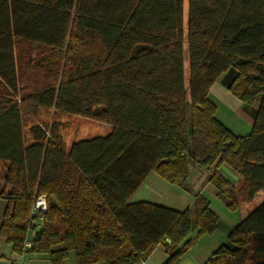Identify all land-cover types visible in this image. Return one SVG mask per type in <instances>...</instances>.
<instances>
[{
	"label": "trees",
	"instance_id": "obj_1",
	"mask_svg": "<svg viewBox=\"0 0 264 264\" xmlns=\"http://www.w3.org/2000/svg\"><path fill=\"white\" fill-rule=\"evenodd\" d=\"M0 80V236L13 252L140 264L163 244V264H177L217 216L200 194L184 211L130 203L150 173L188 190L190 167L225 163L238 186L207 180L230 211L264 189V0H0ZM217 80L251 117L249 134L215 118ZM59 114L112 129L66 149ZM37 194L47 210L23 249ZM205 264H264V200Z\"/></svg>",
	"mask_w": 264,
	"mask_h": 264
},
{
	"label": "crops",
	"instance_id": "obj_2",
	"mask_svg": "<svg viewBox=\"0 0 264 264\" xmlns=\"http://www.w3.org/2000/svg\"><path fill=\"white\" fill-rule=\"evenodd\" d=\"M0 83H1V80H0ZM3 87L5 88L4 85H3ZM1 90L3 91L2 86H0V93L2 92ZM6 90L8 91L7 88H6ZM223 94H224V96L228 97V95H229L228 90L226 91V93H223ZM213 102L216 105L215 106L216 111H215V115H214L216 118L218 105H217V102L215 100ZM227 106H229V105H227ZM239 106H241V112H242L241 113L242 116L240 115L239 117L241 120L244 117L243 121H247L250 124L249 132H246L245 134H241L236 128H232V126H231L232 124L229 121H227L225 119H224V121L222 119H220V120L217 118L216 119L220 123H222L225 127H227L234 135L244 136V135L249 134L251 131L252 119L249 115H247V113H245L242 110V103H240ZM225 111L228 112V111H230V109H226ZM3 124L6 127V126H8L9 123L4 122ZM24 125H25V123H24ZM103 126H104V131L106 134H108L112 129L110 125L103 124ZM8 130H9L8 127H6L7 132H8ZM23 133L25 135L26 127L24 128ZM61 135H62V133H61ZM79 137H81V136H78L76 139L71 138V137H68V139L63 138V139H65L64 141H65L66 149H68L72 143H75L79 140H83L82 138H79ZM1 164L5 165L4 172L6 173L5 170L8 169V162H3ZM218 166L213 164L208 169L190 167L189 175L192 176V172L196 170V172H198V177L195 179L196 180L195 185L191 186L190 182L187 183L188 188L191 187V189H192V195H190L188 197L185 196L186 193L181 188L178 189L181 191H176V194L173 197L172 196V187L176 186V185L169 184L165 180L158 177L156 174L150 173L145 178V180L142 182V184L137 188V190L131 195V197L129 198V202L130 203H136V202L143 201V202H150V203H154V204H158V205H163L164 203L154 202L155 199H158L159 201H170L172 203V205H174V206H167V208L174 209L177 211H184L191 206L195 196L200 194V195L204 196L209 201L210 208H211L210 198L213 197V200H214L215 198H218V197L216 195L215 187L210 182H208V180H207V177L210 174L217 172L219 175H221L224 179H226L233 186H238L240 183L238 173L236 171H234L230 166H228L225 163L221 169H220L221 166H219V167ZM1 184L3 186L4 181ZM176 187L178 188L179 186H176ZM206 190H207V193L205 194ZM258 193H264V189L259 191ZM172 200H175V201H172ZM6 204H7L6 200L4 198H0V224H1L2 216H3V212H4ZM178 204L182 205V208L175 207ZM241 204H243V203H240L239 207L241 206ZM239 207H238V209H239ZM213 212L217 216L218 223H219V216L217 215V213L215 211H213ZM224 213H225V211H224ZM226 216H227V218L229 217V215H226ZM218 223H217L216 229L210 235H203L201 237L196 238L193 242V245L180 257L179 262L177 264H205L206 261L212 255V253L219 246H221L222 244L225 243L227 236H228V233L236 225L233 222H231L230 219L228 218L227 223H226L225 228H224V232L218 234ZM33 231L35 232L36 229H34ZM192 235H194V234H192ZM165 241H166V239H165ZM167 243H169V242H167ZM167 250L168 249L165 247V245L159 244L150 252V254L147 257H145L144 261H142L140 264H163L166 261V259L168 258ZM17 258L18 257L15 254L11 253L10 247H9V245L6 244L4 238L0 236V264H15V263H21V262H22V264H24L22 260L18 261ZM46 258H47L46 255H43V254H37V253L32 254L33 264H37V263L42 262V261L44 262L46 260Z\"/></svg>",
	"mask_w": 264,
	"mask_h": 264
},
{
	"label": "rangeland",
	"instance_id": "obj_3",
	"mask_svg": "<svg viewBox=\"0 0 264 264\" xmlns=\"http://www.w3.org/2000/svg\"><path fill=\"white\" fill-rule=\"evenodd\" d=\"M186 16H187V7H186V1H185V3H184V19L185 20H186ZM22 47H23V50L26 51L27 48L25 47V45H23ZM183 61H184V63H183L184 64V71H185V75L187 78L188 77V52H187L186 47L183 50ZM226 91L227 90L222 86L220 80L215 81L209 88V91H208L209 99L211 101L215 100L217 102V105H218L216 118L219 120L222 119L223 121H224V119L229 121L232 124L231 125L232 128H236L241 134H245L246 132H249L250 124L247 121H243L244 117L242 120L239 117L242 113L241 112V106H239V104L241 102L238 98H236L234 95H232L229 91H228V93H229L228 97L224 96L223 93H226ZM214 105H215V103H214ZM227 105H229V106H227ZM226 109H230V111L227 112V111H225ZM215 111H216V108H215ZM55 119L60 122L59 131L63 135V136L61 135V138L63 137L65 139H68V137H71V138L76 139L78 136H81L79 138L91 139V138H94L97 136H103L106 134L104 131L103 124L96 122V121H93V120H90V119H87V118H82V117L74 116V115H70V114H59L55 117ZM63 138H62V144L65 147V141H64L65 139H63ZM219 166H221L220 167V169H221L224 166V164L222 163ZM4 168H5V165L0 164V189L3 187L1 183L4 181V175H5ZM197 177H198V172H196V170H195L192 172V176H190V175L188 176L187 183L190 182L191 186L195 185L196 184L195 179ZM179 188L180 187L177 188L176 186L172 187V196L173 197L175 196L176 191H181V190H178ZM181 189H183V188H181ZM8 190H9V188H8ZM183 191L186 193L185 196H187V197L192 195L191 187L188 188V190L183 189ZM206 193H207V190L205 191V194ZM263 199H264V193H258L253 198V200L251 202L241 204V206L239 207V209H237V211H230L224 206L223 202L219 198H215L214 200H213V197L210 198L211 209L213 211H215L217 213V215L219 216V223H218V219H217L218 234L224 232V228H225V225L227 223L228 218L230 219L231 222H233L234 224H237L242 219H244L250 212H252L262 202ZM172 201H175V200H172ZM154 202L164 203L163 205H161L164 207L165 206L166 207L167 206H174V205H172V203L170 201H159L158 199H155ZM175 207L182 208V205L178 204ZM224 211L226 214L224 213ZM226 215H229V217L227 218ZM217 223H216V226H217ZM36 230H38V229H36ZM35 232L32 230L30 232V234L28 235V240L30 242L32 241V238L34 237L33 235L35 234ZM10 251H11V253L15 254L18 257L17 258L18 261L22 260L24 264H33L32 254H36V252L24 250L21 254H19V253L13 252L11 249H10ZM37 254H39V253H37ZM37 264H50V263L48 262V259L46 258V260L44 262L42 261V262H39ZM62 264H76L75 258H74V253L70 252L68 254V257L63 261ZM95 264H102V263H95Z\"/></svg>",
	"mask_w": 264,
	"mask_h": 264
},
{
	"label": "built area",
	"instance_id": "obj_4",
	"mask_svg": "<svg viewBox=\"0 0 264 264\" xmlns=\"http://www.w3.org/2000/svg\"><path fill=\"white\" fill-rule=\"evenodd\" d=\"M46 210H47V196L45 194L35 195L31 208V215L33 217H32V222H31L32 225L30 231L40 228L42 215L46 212ZM30 246H31V242L28 239H26L23 244V249H28ZM15 264H22V263H15Z\"/></svg>",
	"mask_w": 264,
	"mask_h": 264
},
{
	"label": "water",
	"instance_id": "obj_5",
	"mask_svg": "<svg viewBox=\"0 0 264 264\" xmlns=\"http://www.w3.org/2000/svg\"><path fill=\"white\" fill-rule=\"evenodd\" d=\"M166 241H167V242H169V240H168V239H166Z\"/></svg>",
	"mask_w": 264,
	"mask_h": 264
},
{
	"label": "clouds",
	"instance_id": "obj_6",
	"mask_svg": "<svg viewBox=\"0 0 264 264\" xmlns=\"http://www.w3.org/2000/svg\"><path fill=\"white\" fill-rule=\"evenodd\" d=\"M45 207H46V205H45Z\"/></svg>",
	"mask_w": 264,
	"mask_h": 264
}]
</instances>
